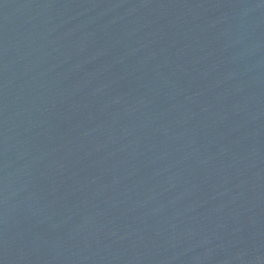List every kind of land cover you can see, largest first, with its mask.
Returning a JSON list of instances; mask_svg holds the SVG:
<instances>
[{
  "label": "water",
  "instance_id": "1",
  "mask_svg": "<svg viewBox=\"0 0 264 264\" xmlns=\"http://www.w3.org/2000/svg\"><path fill=\"white\" fill-rule=\"evenodd\" d=\"M0 264H264V0H0Z\"/></svg>",
  "mask_w": 264,
  "mask_h": 264
}]
</instances>
